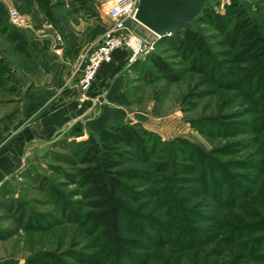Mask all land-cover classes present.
Segmentation results:
<instances>
[{"label":"rangeland","instance_id":"rangeland-1","mask_svg":"<svg viewBox=\"0 0 264 264\" xmlns=\"http://www.w3.org/2000/svg\"><path fill=\"white\" fill-rule=\"evenodd\" d=\"M113 1L0 0V150L11 144L13 137L26 142L23 166L0 187V264H264L261 245L264 231L246 234V229L232 237L223 221H229V213L243 215L235 212V208H218L219 204L200 190L197 176L188 169L195 166L200 153L211 155L225 165V170L236 175L242 187L249 188L247 202L259 211L254 216L264 217V209L258 204L264 198V134L253 131L255 125L251 127L255 118L252 103L236 96L238 91L226 88L225 76L210 68L207 57L208 54L217 60L221 73L226 72L227 67L233 66L227 63L232 62L231 54L236 55L240 48L238 42L234 48L231 35L209 23L208 16L225 15L229 12L227 6L235 3L236 9L231 12L242 5L262 24L264 0L208 1L192 24L191 36L196 45L194 53L191 51L192 60L196 57L193 61L176 45L175 34L159 39L139 23L130 22L131 34L153 43L154 50L139 59L133 60L132 56L131 65L121 73L122 81L117 84L120 93L116 92L113 104L102 105L111 108V121L104 130L114 127L111 135L100 137L99 141L108 161L114 158L117 164L114 170L127 175L124 182L136 196L133 198L130 192L121 195L132 220L125 217L120 231L124 241L118 246L111 243L106 229L96 223L95 216L101 213L97 198L91 197L88 187L80 181L79 171L84 165L78 154L82 148L70 143L80 144L91 135L85 140L29 136L28 130L39 126L34 116L44 107L37 97L44 93L40 89H45L47 80L46 75L39 78L37 72L44 64L51 68L61 62L60 58L44 62L43 55L49 56L52 54L49 51L58 46L63 49L64 59H73L75 56L72 58L71 54L80 46V62L84 52L106 32L107 13ZM13 10L26 16L29 27L16 25L11 18ZM239 16L236 12L235 17ZM17 36L24 40H18ZM153 57L160 58L170 71L162 72L150 61ZM205 122H217V129L211 130L219 134H203L196 126ZM123 126L130 129L124 130ZM139 127L156 136L155 147L160 148L153 162L157 158L165 163L167 154L172 155L171 144L177 142L170 157L175 160L177 174L180 164L186 166L180 180L177 179L181 205L187 212H197L192 217V226L201 232L200 237L213 238L209 246L179 247L177 243L183 238L187 242L189 237L185 233L177 237L175 227L169 228L172 241L168 235L159 237L163 228L162 224L157 227L159 223L171 220L166 204L172 193L167 192V183L161 179L157 167L146 163L152 154L146 159L135 156L140 153L132 147L137 142L129 130L136 128L141 132ZM37 129L40 131V127ZM143 139L148 145L152 136L150 142L147 135ZM228 163L235 165L228 169ZM133 170L147 174L141 178ZM169 173L173 178V172ZM227 198L226 195L223 200ZM258 218L245 222L262 219ZM245 239L262 240L261 249L242 248L239 243ZM257 249V255H249ZM123 252L129 253L131 260L123 258L128 255Z\"/></svg>","mask_w":264,"mask_h":264},{"label":"trees","instance_id":"trees-1","mask_svg":"<svg viewBox=\"0 0 264 264\" xmlns=\"http://www.w3.org/2000/svg\"><path fill=\"white\" fill-rule=\"evenodd\" d=\"M235 6V3L227 6V10H229V12H227L225 15L215 14L211 17L208 16L209 21H211L209 23L213 24V26L219 30L231 35L230 37H232V42L235 44V46H233L234 48H237V42L239 43V51L236 55L231 54L233 59L230 61L232 62H227L233 66L227 67L226 72L224 71L221 73L222 68H220V64L217 62V60L210 57L208 54L207 57L209 63L211 64L210 68L213 71L219 70V74L225 76V81H227V83L224 84H226V88H231L238 91L239 95L236 96L239 98H246L250 103H252V111L255 115V118L253 119V122L250 123L251 127H254L255 125L253 131L264 134V22L261 24L257 19H254L251 12L242 5L239 6V8H237V10L234 12L235 15L236 12H239L243 18L241 19V16L235 17L234 12H231L232 9H236ZM231 27L233 28L230 30V32L228 30ZM192 33L193 31L191 29H187L174 35V40L177 41L175 42L176 45L180 47L182 53H184L185 57L189 59L193 57V54H191V51L194 53V50H192L193 47H196L192 41ZM17 39L24 40V38L21 36H17ZM166 42L167 40H164L163 44ZM226 57H228V55ZM153 58V61H150L155 63V65L162 72L168 73L170 71V67L163 63L160 58ZM195 58L196 57H194L193 60ZM193 60L192 58L190 59V61ZM132 67H134V65ZM113 127V125H111V127L109 126V128L101 132L99 135H91L89 140L83 141L80 144H77L75 141L70 143H74L76 146H78V148H82L78 154L81 157V164L84 165V167L79 171L81 178L80 181L82 184L88 187V193L90 196L97 198L96 203L101 209V213L95 216L96 223H100V225L106 229L111 243H114L118 246V243L124 241H121L120 231L123 223L126 222L125 217L130 216V219L132 220V213L122 200L121 195L130 192L133 198L136 196L132 191H130L131 189L124 182V176L127 175L123 172H117L114 170V167L117 166L114 158L113 161H108L106 158L107 154H105L106 152L99 141L100 137L111 135L113 133L111 131ZM196 127H198L201 132L207 136L219 134V132H216V130H211L212 127L213 129H217V122L214 124L205 122L203 124H199V126ZM121 128L124 130L130 129L128 126H123ZM203 128L206 129L203 131ZM139 129L141 132H138L139 130H136V128H131V130H129L130 134L133 136V140L137 142L134 143L132 147L138 149V153H140L139 156H135H141V158L144 157L146 159L148 157L147 155L151 153L152 156L146 160V163H153V165L157 167V172L162 174L161 179L167 183V192L172 193L169 197V201L166 204V211L171 220L167 224H163V222L159 223L157 227L161 226V224L163 226L162 230L159 232V237L168 235L169 240L172 241L171 230H169V228L175 227L178 230L177 237L178 235H184V233L189 237L187 242H185L184 238L180 242L177 241L179 247L185 248L188 246L195 249H203L209 246L213 238H210L209 235H201V238L198 235L201 234V232L199 233V231H197V229L195 230L192 226V217L193 215H197V212H187L186 210H183L181 205V200L179 198V191H181V189L177 183H179L178 181L180 180L179 175L184 170V168H186V166L180 164V172L177 174L178 168H176L175 160L170 157L174 155L173 152H175V148L173 149V146L177 144V142H173L171 144L172 148L169 149V152L171 151L172 155L167 154L165 163H160V159L157 158H155L153 162L152 158L154 155H157V149L160 148V146L155 147L157 143L156 136L140 127ZM145 135L148 137L147 141H151L148 143V145L143 139ZM149 136H152L151 140L149 139ZM71 146L74 145L72 144ZM68 148L73 150L70 148V146H68ZM172 161L173 163L170 167L171 170H169V166ZM228 164V169H231L229 168L231 167L230 165H235L233 163L229 165ZM224 167V164L217 161L215 158H212L211 155L200 153V158L197 160L195 166L189 167L188 169H190L191 174L197 176V181L200 183L199 185H201L200 190L209 196V198H211L215 203L219 204L218 208H235L237 209L235 212L238 214L241 213V215H243V217H241L239 215L236 216L232 213H229L227 216L229 221H223L224 225L230 229L229 231L231 232L232 237L233 235H237V233H243V231L246 229V234H249L251 231L254 234L264 231V217L259 215L254 216L259 211H255L249 202H247L249 188L242 187L243 185H241L239 180L236 179V175L231 174L229 171L225 170ZM169 171L173 172V178L169 177V175H171ZM132 173L138 175L141 178H145V174H147V172L139 170H133ZM226 195L229 196V198L223 200L224 196L226 197ZM237 195H239L238 198L233 200L234 196ZM223 201H225V203ZM258 204L262 209H264V198ZM257 217H259L258 219H262L255 223H251V221L250 223L245 222L249 219H254ZM154 240L155 239L153 238V242ZM261 241L262 240L260 239H245V242L242 244L239 243V245L242 248L246 246L247 251H253L255 247L260 246L262 243ZM165 245L168 244L166 243ZM261 245L264 246V244ZM120 252L122 254L121 249ZM125 253L126 252H123V254ZM257 254L258 249L249 255L255 256ZM125 256L126 257H123L125 259L131 260L132 258L129 253H126Z\"/></svg>","mask_w":264,"mask_h":264},{"label":"crops","instance_id":"crops-1","mask_svg":"<svg viewBox=\"0 0 264 264\" xmlns=\"http://www.w3.org/2000/svg\"><path fill=\"white\" fill-rule=\"evenodd\" d=\"M227 1L225 0L224 3H227ZM104 34L105 32L102 36ZM50 52L53 55H43L46 60L42 61L46 62L52 61L53 58H60L61 62L51 68L49 65L44 64V69L41 66L39 72H37L39 78L46 75L45 89H40L41 92L44 91L42 93L43 97H40L42 94L37 97L40 104L43 101L44 107L42 106L34 116V120L39 122L40 131H38V127L34 130H28L29 136L35 134L45 136L49 140L54 137L85 140L90 135H98L111 121V108H105L102 105L104 102L113 104L115 95L120 93L119 89L116 90L117 84L120 83V80L122 81L123 74L121 75V73L133 61V51L125 48L117 52L113 62L101 67L96 83L86 94H81L78 89L81 74L73 75L74 70L79 65L78 59L82 48L79 46L74 50V54H71L72 58L75 56L73 59L68 57L64 59V56L57 57L52 49ZM37 63L40 62L37 61ZM71 75L73 76L71 83L66 84V80ZM13 138L11 144L0 150V187L15 171L23 166L26 142L20 140L18 136Z\"/></svg>","mask_w":264,"mask_h":264},{"label":"built area","instance_id":"built-area-1","mask_svg":"<svg viewBox=\"0 0 264 264\" xmlns=\"http://www.w3.org/2000/svg\"><path fill=\"white\" fill-rule=\"evenodd\" d=\"M140 0H114L108 10V26L100 41L81 56L78 67L73 75L81 74L78 89L81 94L89 92L97 81L98 73L105 64L113 62L115 55L122 49L129 48L133 51V60L144 56L154 50V44L138 39L131 34L130 22H137L135 17ZM11 18L20 28L29 27V20L21 16L16 10L11 11ZM138 23V22H137ZM157 38H161L155 35ZM146 43L147 46H144ZM145 47V48H144ZM57 57L63 56V49L58 46L54 50ZM72 75L66 80V84L72 81Z\"/></svg>","mask_w":264,"mask_h":264},{"label":"water","instance_id":"water-1","mask_svg":"<svg viewBox=\"0 0 264 264\" xmlns=\"http://www.w3.org/2000/svg\"><path fill=\"white\" fill-rule=\"evenodd\" d=\"M210 0H140L136 21L161 38L191 29ZM139 59V58H136Z\"/></svg>","mask_w":264,"mask_h":264}]
</instances>
